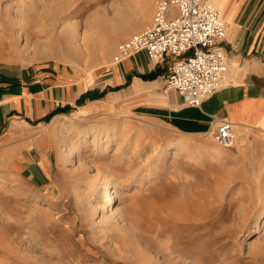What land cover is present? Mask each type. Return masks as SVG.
I'll list each match as a JSON object with an SVG mask.
<instances>
[{
	"label": "rangeland",
	"instance_id": "1",
	"mask_svg": "<svg viewBox=\"0 0 264 264\" xmlns=\"http://www.w3.org/2000/svg\"><path fill=\"white\" fill-rule=\"evenodd\" d=\"M157 2L2 3L30 18H23L28 36L17 45L23 52L0 54V78L47 76L87 91L74 106L45 117V128L16 152L46 155L51 171L45 180L0 165V264H146L149 257L160 264H173L164 258L175 264H264V133L237 127L234 145L224 149L172 106H161L156 94L167 100V87L132 93V81L143 79L138 74L121 83L118 47L151 25ZM121 11L129 16L123 27L148 20L109 42L93 22L101 17L111 25ZM69 24L77 27L78 52H56L52 42ZM181 104L182 112L192 108ZM95 181L100 190L92 195ZM107 181L114 202L103 211ZM181 200L186 209H201L197 220H176L165 209Z\"/></svg>",
	"mask_w": 264,
	"mask_h": 264
},
{
	"label": "crops",
	"instance_id": "2",
	"mask_svg": "<svg viewBox=\"0 0 264 264\" xmlns=\"http://www.w3.org/2000/svg\"><path fill=\"white\" fill-rule=\"evenodd\" d=\"M215 2L222 9L228 28L223 47L229 71L224 87L205 100L201 108H186L183 112L185 106L181 103L184 102L175 91L167 89V100L166 95L157 93V101L162 103V107L171 109L172 106L178 112L177 116L200 132H208L211 117L217 116L240 129L264 133V0ZM122 63V74H119L121 83L128 75L143 77L132 81V93L138 90L158 92L162 85L166 87L172 59L168 57L156 64L146 53H139ZM151 75H156V79L149 80ZM17 79L0 78V165L3 163L15 173L41 182L51 171L48 157L39 154L32 156L31 153L30 156H21L16 152L27 149V140L45 128V117L58 108L74 106L87 90L67 83L65 79L60 81L47 76L35 81ZM166 102L167 106L164 105ZM33 128H36L35 131ZM21 138L25 139L20 141ZM41 143L42 140L38 142L39 145Z\"/></svg>",
	"mask_w": 264,
	"mask_h": 264
},
{
	"label": "built area",
	"instance_id": "3",
	"mask_svg": "<svg viewBox=\"0 0 264 264\" xmlns=\"http://www.w3.org/2000/svg\"><path fill=\"white\" fill-rule=\"evenodd\" d=\"M227 36L223 11L215 0H158L151 25L119 45L116 61L139 53L156 64L170 57L167 89L177 92L188 106L201 108L225 85ZM236 133L234 123L211 117L208 135L222 148L234 145Z\"/></svg>",
	"mask_w": 264,
	"mask_h": 264
},
{
	"label": "bare ground",
	"instance_id": "4",
	"mask_svg": "<svg viewBox=\"0 0 264 264\" xmlns=\"http://www.w3.org/2000/svg\"><path fill=\"white\" fill-rule=\"evenodd\" d=\"M4 1H6V0H0V54L2 53V54L18 55V53L20 54V53L23 52L22 48L18 49L17 45L19 43V40L21 38L25 39L26 35L28 36L27 29H26L25 25L23 24V18L26 20L27 18H30V17H29V14H25V10H21V9H16L15 10V9H13L12 6L3 7L4 5H2V3ZM10 2H15V0H10ZM128 18H129L128 14L121 11L117 15V17H116L115 21L113 22V24L110 25L108 19H106V18L104 19V18L98 17L93 22L94 23L93 24V28L97 32H99L100 34L105 36L108 39L109 42H112L113 40L121 39L122 37H125V36L135 32V31H138L139 29H141L145 25V23L148 20V16H145L142 20H139L133 26H131V27H123L121 24L124 21H126ZM66 27H67V29L65 28V30L62 32V34H60V36L58 38H56V41L52 42L53 44L51 46L55 49L56 52L59 51V53L61 51L73 50V49H74V51L78 52V47H74V44H75L74 40H75V38H77V27L74 26L73 24H69ZM111 34L113 35L112 37H111ZM34 44H37V43L35 42ZM34 44H32V45H34ZM24 46H25V44H24ZM34 46H36V45H34ZM34 46H32L33 49H34ZM27 49H28V47H27ZM30 49H32V48H30ZM24 51H25V49H24ZM58 121H59V119H56L54 121V123L57 124ZM59 126L62 129V128H64L65 123L61 122V123H59ZM75 149L76 148L73 146V151H72L71 155H69L70 157H68L71 160L76 157V154H74V150ZM168 149H170V147H168ZM220 150L221 149L219 148L218 152H221ZM165 154H166V152H165ZM112 185L113 184L110 181H107V184H106V187H105L104 191L107 193L106 195H109V196H107V203H106V205H104L105 207L102 209L103 211L108 209L107 205L111 206L113 204V202H114V197H112L110 195V193H109V190L112 189ZM91 188L92 189L89 191L90 194L93 195L96 192H98V190H100L99 189V182L95 181V183L93 184V186ZM99 197H101V196H99ZM87 200H89V199H87ZM165 209H167L172 214L173 218H176V220H181V221H195V220H197L198 216L201 215L200 214L201 209H199L198 211L194 210L193 208L191 210L190 209H186L185 208V203H184L183 200H181L179 202H175V204H172V205L168 206ZM184 209H186V210H184ZM164 244H166V243L164 242ZM170 244H166L165 247L167 248V250H171L172 249V245H170ZM164 260L168 261L167 263L175 264L172 260H169V259L167 260L165 258H164ZM156 261H157V259H156ZM156 261H154L153 259H150V257H149V259L146 260V264H160L159 260H158V262H156ZM186 262H188V261H186ZM178 263H180V261L176 262V264H178Z\"/></svg>",
	"mask_w": 264,
	"mask_h": 264
}]
</instances>
